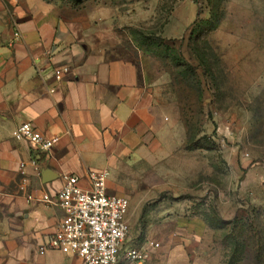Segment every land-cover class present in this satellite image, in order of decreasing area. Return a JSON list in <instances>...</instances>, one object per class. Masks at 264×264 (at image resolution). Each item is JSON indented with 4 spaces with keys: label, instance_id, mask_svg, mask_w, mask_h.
<instances>
[{
    "label": "crops",
    "instance_id": "crops-1",
    "mask_svg": "<svg viewBox=\"0 0 264 264\" xmlns=\"http://www.w3.org/2000/svg\"><path fill=\"white\" fill-rule=\"evenodd\" d=\"M15 26L21 39L12 43ZM103 30L85 11L0 0V264H84L74 253L39 251L63 218L62 174L88 188V172L102 169L110 171L107 193L129 201L123 249H146L142 264H213L189 248L195 225L163 218L169 207L158 212L136 201L163 190L154 181L158 166L188 142L179 86L149 58L104 44ZM23 122L58 142L41 152L17 140ZM32 157L40 174L29 163L21 174L20 163Z\"/></svg>",
    "mask_w": 264,
    "mask_h": 264
},
{
    "label": "rangeland",
    "instance_id": "rangeland-1",
    "mask_svg": "<svg viewBox=\"0 0 264 264\" xmlns=\"http://www.w3.org/2000/svg\"><path fill=\"white\" fill-rule=\"evenodd\" d=\"M46 1L90 13L104 44L179 86L188 142L136 201L195 225L189 248L210 263L264 264V0Z\"/></svg>",
    "mask_w": 264,
    "mask_h": 264
},
{
    "label": "built area",
    "instance_id": "built-area-1",
    "mask_svg": "<svg viewBox=\"0 0 264 264\" xmlns=\"http://www.w3.org/2000/svg\"><path fill=\"white\" fill-rule=\"evenodd\" d=\"M20 39L21 33L15 26L12 43ZM68 70V67L56 69L55 78L60 79ZM13 135L17 140L31 142L41 152L50 151L59 140L57 136H44L30 122L21 123L13 131ZM28 163L40 174L34 157L29 162L20 163L21 174H24ZM109 175L108 169L89 171L90 186L85 188L80 185L78 176L62 174V185L56 193V203L63 212V218L56 230L48 236L46 243L40 247V254H44L47 249L74 253L82 258L84 264H142L148 259L146 249H123L130 231L126 220L129 201L125 197L107 193ZM26 181L23 178V187ZM43 199L51 201L48 194H44ZM150 245L157 247L159 244L151 242Z\"/></svg>",
    "mask_w": 264,
    "mask_h": 264
},
{
    "label": "trees",
    "instance_id": "trees-1",
    "mask_svg": "<svg viewBox=\"0 0 264 264\" xmlns=\"http://www.w3.org/2000/svg\"><path fill=\"white\" fill-rule=\"evenodd\" d=\"M220 7V6H219Z\"/></svg>",
    "mask_w": 264,
    "mask_h": 264
}]
</instances>
